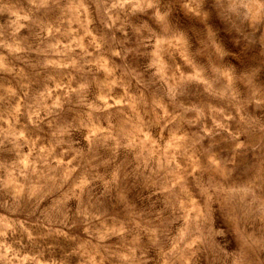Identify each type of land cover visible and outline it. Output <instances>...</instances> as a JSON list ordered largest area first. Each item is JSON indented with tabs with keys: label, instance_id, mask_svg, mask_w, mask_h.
I'll list each match as a JSON object with an SVG mask.
<instances>
[{
	"label": "clouds",
	"instance_id": "1",
	"mask_svg": "<svg viewBox=\"0 0 264 264\" xmlns=\"http://www.w3.org/2000/svg\"><path fill=\"white\" fill-rule=\"evenodd\" d=\"M0 264H264V0H0Z\"/></svg>",
	"mask_w": 264,
	"mask_h": 264
}]
</instances>
